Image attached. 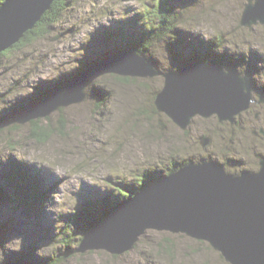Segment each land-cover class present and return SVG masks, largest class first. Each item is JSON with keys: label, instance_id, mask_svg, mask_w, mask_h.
<instances>
[{"label": "rangeland", "instance_id": "374dc122", "mask_svg": "<svg viewBox=\"0 0 264 264\" xmlns=\"http://www.w3.org/2000/svg\"><path fill=\"white\" fill-rule=\"evenodd\" d=\"M150 1L73 0L47 35L1 59L0 186L6 197L0 203V264H50L51 259H59V264H229L204 241L153 229L122 254L106 249L79 252L81 229L87 223L75 218V208L80 202L101 201L108 194L121 199L115 183L131 186L143 174L148 182L170 162L178 166L183 159L195 161L209 152L228 155L233 173L243 167L254 169L255 152L264 154V139L251 134L259 123L245 122L234 133L215 116H196L183 131L155 110L154 98L163 77H129L135 81L121 83L114 78L118 75L103 74L87 84L83 101L52 112L49 121L41 119L44 126L55 128L46 141L31 136L29 122L8 126L40 101L42 88L51 91L56 79L119 52L114 42H104L100 31L127 24V17L138 15ZM245 3L177 0L178 32L191 42L192 50L174 46L167 50L168 44L161 41L146 57L164 72L178 70L180 63L210 64L221 58L217 62L224 67L230 65L263 84L264 25L258 23L251 30L240 25ZM103 97L106 101L98 107ZM252 109L258 108L253 105ZM206 133L212 142L202 150L199 140ZM11 160L36 174L43 191L53 188V196L38 213L36 204L29 209L19 205L12 189L2 182Z\"/></svg>", "mask_w": 264, "mask_h": 264}, {"label": "water", "instance_id": "95a60500", "mask_svg": "<svg viewBox=\"0 0 264 264\" xmlns=\"http://www.w3.org/2000/svg\"><path fill=\"white\" fill-rule=\"evenodd\" d=\"M53 1L4 0L0 4V53L32 30ZM258 23L264 25V0H246L240 25L251 30ZM103 74L163 77L154 98L155 110L183 131L196 116L233 123L252 102L253 80L248 73L218 62H193L164 72L146 56L123 49L86 66L10 122L24 124L83 101L87 84ZM258 94L259 102H264V92ZM209 142V136L199 141L201 147ZM148 229L204 241L229 264H264V157L258 170L238 174L226 172L213 160L187 161L114 207L86 233L77 251L106 249L122 254Z\"/></svg>", "mask_w": 264, "mask_h": 264}, {"label": "trees", "instance_id": "16d2710c", "mask_svg": "<svg viewBox=\"0 0 264 264\" xmlns=\"http://www.w3.org/2000/svg\"><path fill=\"white\" fill-rule=\"evenodd\" d=\"M3 1L4 0H0V4ZM72 1L73 0L53 1L51 8L42 15L41 20L37 22V24L32 30L27 31L20 39V41L13 45L11 48L0 53V62L1 59L5 57L8 53H12L16 50H19L20 48H23L27 43H31L32 41L39 39V37L47 35V33H49V29L57 22H59L64 13L72 7ZM176 4L177 0H152L150 2H145L143 9L141 11H138V15L141 17L138 18V15L127 17V24L125 23L123 25H118L117 27H110L107 30H101L100 34L103 37L104 42H114L115 46H119L117 51L123 49L130 50L135 53L142 54L144 56H147V52L157 42L161 41H164V44H168L167 50L169 48H172V46H174V48L178 50H192L191 42H189L187 38H185L178 32L181 11L178 6H176ZM138 24L140 26H138ZM207 45L208 47L214 49L213 45H210L209 43ZM215 45L218 44L215 43ZM147 59L149 60V58ZM220 60L222 59H213L211 62H220ZM185 64L187 63H180V66ZM81 70L82 69H77L71 74L62 76L61 79H56V83L54 84V87L51 91L46 92L43 90V88L40 90L42 92L38 91L40 101L43 98L47 97L53 91L59 89L63 84L69 82L72 78L76 77V75ZM114 78L121 83L135 81V79L133 78L122 77L119 75L115 76ZM95 79L96 78H94V80ZM94 80H92L91 83ZM104 101H106L105 97L101 98L99 102H97L98 107L103 106L105 103ZM153 111L154 113H156L155 110ZM43 118H46V120L49 121V116ZM41 119L42 118H37L29 121L31 125V136H33L34 139H36L37 141H46L49 138L51 132L55 130V128L50 127L48 123H46L44 126L42 124ZM18 125L21 124L14 123L8 126L16 127ZM203 157L204 156H201V158ZM200 159H197L195 161H199ZM187 161H189V159H183L182 161H180L178 166L170 162L168 167L165 168V170H161V173L158 174L159 176L157 178L152 180L150 179L148 182L145 181V174H143L137 177V183H134L131 186H128V184L123 183L121 181L115 183L114 185L117 188L115 186L114 187L121 194V199L114 200L113 196H111V194H108L106 197L101 199V201L93 199L90 202L86 203L80 202L75 208V218L78 219L80 222L82 220V222L87 223V225L85 226L86 228L81 229L82 235L79 238V241L81 242L82 238L92 227H94L96 224L101 223L114 207L123 203L125 200L131 197L135 191L141 189L146 184L157 181L159 178L174 171ZM34 175L36 174H31L27 172L20 162L11 160L10 168L7 169V171L2 176V182L12 189V193L15 196L14 198L16 199V202L19 203V205L29 209V207L34 206L36 204L35 209L38 213L40 207L44 206L45 203L48 202L47 198L53 196V188L47 187L43 191L42 187L38 184ZM1 190H3V192ZM32 194L34 196H31ZM5 197L6 194L4 193V188L0 186V203L5 199ZM43 199H46V201H44ZM107 201H110V204H107ZM102 207H107L109 209L104 210L102 209ZM63 240L69 242V240L67 239ZM49 263L59 264V259H51Z\"/></svg>", "mask_w": 264, "mask_h": 264}, {"label": "flooded vegetation", "instance_id": "af4514ba", "mask_svg": "<svg viewBox=\"0 0 264 264\" xmlns=\"http://www.w3.org/2000/svg\"><path fill=\"white\" fill-rule=\"evenodd\" d=\"M243 74V73H242ZM252 77V76H251ZM253 80V90H252V102L249 106V108L243 112H241L240 114H238L233 123H229V122H222L221 125H226L228 126L229 130H233V132L235 133L236 131V127L240 126V129H243V124H245V122L247 124H251V125H256V123H259V129L256 130V128H252L251 129V134L253 138H258V139H264V102H259L261 97L258 94V92L263 91L264 92V83L263 84H259L254 77H252ZM257 106V110H253L252 106ZM253 111V119L250 118V114ZM244 116L247 117V119H244ZM205 136H209L210 137V142L206 147H201L202 150H207L208 146L211 144L212 142V138L211 135H209L208 133L206 134H202L201 135V139ZM200 139V140H201ZM199 140V141H200ZM200 145V143H199ZM223 153H218V152H214V154H210L207 153V155H205L203 158H201L199 161L204 160V159H209V160H213L215 162H217L218 164H220L221 166L224 167L226 172L229 173H233V170L231 169L232 163L233 161L230 160V157L228 155L224 156L222 155ZM264 157V154L261 152H255V158H256V162H255V166L254 169H250L247 167H243L241 168L237 173L234 174H238L240 173L242 170H249V171H256L258 170L259 167V160ZM198 162V161H195ZM237 169L234 170V172H236Z\"/></svg>", "mask_w": 264, "mask_h": 264}]
</instances>
